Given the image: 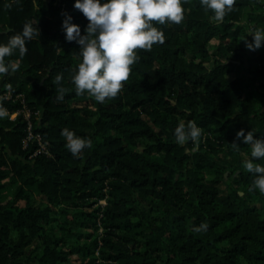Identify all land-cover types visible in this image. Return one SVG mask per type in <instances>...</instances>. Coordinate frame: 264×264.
<instances>
[{
  "label": "trees",
  "instance_id": "1",
  "mask_svg": "<svg viewBox=\"0 0 264 264\" xmlns=\"http://www.w3.org/2000/svg\"><path fill=\"white\" fill-rule=\"evenodd\" d=\"M185 9L181 23L158 25L163 43L136 50L119 94L99 102L71 80L79 45L62 20L70 13L82 33L88 24L74 0H0V42L29 21L41 32L23 57L6 58L23 79L5 85L38 111L33 129L46 149L22 146L20 115L0 119V264H264V193L249 190L251 145L236 136L264 138V46L243 40L264 28V0H236L222 21L201 0ZM189 119L203 129L199 147L176 142ZM65 127L91 147L73 155ZM202 221L207 231L195 232Z\"/></svg>",
  "mask_w": 264,
  "mask_h": 264
},
{
  "label": "clouds",
  "instance_id": "2",
  "mask_svg": "<svg viewBox=\"0 0 264 264\" xmlns=\"http://www.w3.org/2000/svg\"><path fill=\"white\" fill-rule=\"evenodd\" d=\"M236 0H201L206 10H212L217 21H222L233 9ZM39 3H37L38 8ZM74 7L88 19L82 33L79 23L73 22L70 13H65L62 27L65 39L79 45L80 62L71 77L77 94H89L99 102L119 94L128 80L132 66L140 60L137 49L151 50L154 44L163 43L164 31L158 25L168 22L181 23L185 17V0H74ZM156 21L157 23H154ZM252 39L243 40L252 51L264 46V28L255 26L249 30ZM41 35L38 23L26 22L19 32L11 35L6 42H0V74L15 73L20 65L6 59L18 51L23 57L28 51L27 42ZM59 83L63 77L56 76ZM65 89H57V99H63ZM9 115L6 106L0 103V119ZM256 131L240 128L236 136L251 145L252 158H264V138ZM61 135L66 139V147L78 156L86 147H91L92 139L77 135L74 129L65 127ZM176 142L185 145L189 141L199 147L203 135L202 127L194 120H181L174 129ZM239 147L240 143L232 142ZM246 159L244 166L257 175L250 191L258 188L264 193V164L255 159ZM209 225L201 222L194 226L195 232L207 231Z\"/></svg>",
  "mask_w": 264,
  "mask_h": 264
},
{
  "label": "built area",
  "instance_id": "3",
  "mask_svg": "<svg viewBox=\"0 0 264 264\" xmlns=\"http://www.w3.org/2000/svg\"><path fill=\"white\" fill-rule=\"evenodd\" d=\"M0 98L20 100L21 107L13 112H9L8 118L15 119L16 116L20 115L26 122V134L22 139V146L27 148L31 143H36L37 147L33 153L35 155L38 152H46L45 145L42 142V137L40 133L34 131V121L33 117L38 114V111H33L24 101V96L22 93H18L15 96L12 94V90L9 84L4 86L3 91L0 93Z\"/></svg>",
  "mask_w": 264,
  "mask_h": 264
},
{
  "label": "crops",
  "instance_id": "4",
  "mask_svg": "<svg viewBox=\"0 0 264 264\" xmlns=\"http://www.w3.org/2000/svg\"><path fill=\"white\" fill-rule=\"evenodd\" d=\"M16 62V61H15ZM5 79L8 80V82L17 84L23 79L20 74L18 73H8L0 75V91L4 89L5 86Z\"/></svg>",
  "mask_w": 264,
  "mask_h": 264
},
{
  "label": "rangeland",
  "instance_id": "5",
  "mask_svg": "<svg viewBox=\"0 0 264 264\" xmlns=\"http://www.w3.org/2000/svg\"><path fill=\"white\" fill-rule=\"evenodd\" d=\"M252 35V34H251ZM213 43H216L217 41H215V40H213L212 41ZM37 86V85H36ZM39 88H40V86H39ZM42 89V88H41ZM152 158L154 159V160H159V157H158V155H156V154H154L153 156H152ZM11 193H12V190L11 189H7L6 191H4L2 194H3V196H5L4 197V200H7L8 198H10V196H11ZM101 203H104V201L103 200H101L100 201Z\"/></svg>",
  "mask_w": 264,
  "mask_h": 264
},
{
  "label": "water",
  "instance_id": "6",
  "mask_svg": "<svg viewBox=\"0 0 264 264\" xmlns=\"http://www.w3.org/2000/svg\"><path fill=\"white\" fill-rule=\"evenodd\" d=\"M0 33H2V32H0Z\"/></svg>",
  "mask_w": 264,
  "mask_h": 264
}]
</instances>
